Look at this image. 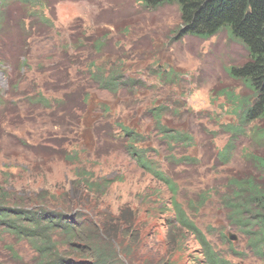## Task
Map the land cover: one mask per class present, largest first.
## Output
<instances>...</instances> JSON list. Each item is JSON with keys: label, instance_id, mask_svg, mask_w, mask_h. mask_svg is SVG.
<instances>
[{"label": "rangeland", "instance_id": "1", "mask_svg": "<svg viewBox=\"0 0 264 264\" xmlns=\"http://www.w3.org/2000/svg\"><path fill=\"white\" fill-rule=\"evenodd\" d=\"M6 9L0 55L6 53V43L15 47L20 61H25L22 53L28 56L23 69L20 62L13 63L9 78L3 75L6 67L0 56V97L19 106L20 117L25 116L19 126L0 119V196L6 205L14 208V202L29 199L31 208L41 197L51 201L39 204L47 209L65 207L63 202L89 220L103 218L133 264H162L172 258L176 264H204L196 239L179 226L173 228L177 242L166 241L172 231L167 225L174 223L170 191L124 149L129 142L119 128L122 124L140 136L135 146L149 148V159L173 180L176 200L214 252L231 264H264V249H254L251 243L258 227L244 226L248 210L243 216L235 212L244 201L236 195L237 184L251 180L264 191V170L258 166L264 160V119L248 124L240 120L253 94L228 74L230 67L247 60L241 43L226 30L208 39L177 35L175 5L151 9L137 0H45L42 20L47 26L34 25L37 19L23 16L21 7ZM36 32L45 34L37 37ZM71 34L91 47L89 58L97 60L104 79L117 58L125 83L114 93L100 88L87 73L81 82L90 98L79 109L63 100L76 85L66 94L55 92L45 71L60 45H70ZM100 38L104 46L98 51ZM17 75L27 82L33 79V84L22 88ZM127 77L136 85L126 84ZM34 93L48 104H37L42 100ZM156 108L161 110L160 124L184 135L185 141L170 143L155 130L156 116L145 112ZM52 109L57 116L62 110L72 112L77 123L73 135L56 146L62 135L57 119H49ZM3 226L0 264H37L30 244Z\"/></svg>", "mask_w": 264, "mask_h": 264}, {"label": "trees", "instance_id": "2", "mask_svg": "<svg viewBox=\"0 0 264 264\" xmlns=\"http://www.w3.org/2000/svg\"><path fill=\"white\" fill-rule=\"evenodd\" d=\"M146 8L156 9L163 5H175L180 19V28L177 35H189L200 39H208L216 35L221 30H226L229 36L242 44L247 51L248 57L242 64L232 66L228 74L235 80L241 81L252 92L254 101L247 103L242 109L240 120L248 124L254 120L264 119V0H137ZM6 5L21 7L29 18L37 19L34 25L41 24L47 26L46 20H42L45 9V0H0V34L5 29L3 20L7 15ZM48 19V18H47ZM17 24V20H14ZM22 24V23H21ZM48 29V27H47ZM48 32V31H47ZM50 37V34H47ZM37 33V37L42 34ZM104 34V33H102ZM101 34V35H102ZM104 36V35H103ZM36 37V38H37ZM104 38V37H103ZM88 39V38H87ZM87 41V40H85ZM89 41V39H88ZM80 43V44H79ZM85 43V44H84ZM87 42L83 39H77L74 34L70 35V45H60V51L55 55L53 61L45 69L50 79V89L66 91L76 85V90L63 95V100L70 107L77 109L83 108L84 104L90 98L89 93L82 86L81 79L89 73V79L98 82L100 88L118 92L119 86L125 83L121 82L124 78L122 73L123 65L116 58L110 66L108 74L104 79L105 72L100 66L90 60L89 55L91 47L86 46ZM93 44V43H92ZM84 45V46H82ZM90 45V44H89ZM66 46V47H64ZM97 50L99 51L102 38L96 41ZM15 47L5 43L1 59L5 61L6 70L4 76L9 78L11 66L15 61L21 63L20 69L27 64V54H21L25 61H20L18 54L14 53ZM20 56V55H19ZM73 70V71H71ZM17 79L22 83V88H29L33 84V79L28 80L24 76H18ZM79 80L76 82L75 80ZM128 85H136V81L127 77ZM27 92H22L23 101ZM35 98L42 101L37 104L47 105L45 97L40 93H34ZM44 100V101H43ZM19 106L11 103L6 97H0V119L6 120L11 125L19 126L22 124L20 113L17 110ZM55 109L50 111L49 119L56 120L61 127L60 139L54 141V145L61 144L65 141L66 135H73V129L77 126L74 121L76 116L66 110H62L60 115H56ZM157 111V112H156ZM152 113L156 116L157 123L155 130L159 131L170 143H181L186 137L178 132L171 133L160 124L161 110L148 109L146 114ZM32 122V121H31ZM76 124V125H74ZM119 128L124 131L125 144L124 149L135 159L144 171L149 173L154 179L162 182L170 191L171 212L174 217V223L171 222L167 228H172L168 232V243L174 244L177 239L174 238V227L180 228L184 235H191L196 239L200 252L202 253V263L204 264H231L219 254L210 248L209 240L205 233L195 224L194 220L185 211L186 209L176 200V185L164 175L157 166L156 161L149 159V148H139L135 146L139 143L140 136L135 134L128 126L119 124ZM264 134V132H263ZM183 140V141H182ZM180 162V160H178ZM258 166L264 170V160L258 161ZM107 182V181H106ZM105 182L99 183L104 186ZM238 185L236 195L242 196L241 208H236V215H244L247 211L249 217H246V225H256L259 230L258 236L252 240L254 249H264V191L260 186L251 180H245ZM39 197V195L37 196ZM245 197V198H244ZM37 201V206L27 208V201H19L12 204L13 207L6 205L5 197L0 196V226L17 239L24 240L37 253V264H133L128 260L129 251L122 248L119 242V236L116 232L108 230L104 226V219L100 221L89 220L84 213L73 212L63 202L65 207L55 209L39 205L40 203L50 204V200L41 198ZM250 204L253 208L250 209ZM35 208V209H34ZM104 216V215H103ZM130 225L129 222H126ZM109 232L113 235L111 236ZM114 233V234H113ZM252 233V232H248ZM116 241V243H114ZM119 248H122L119 252ZM131 249V243L127 244ZM63 250V253L60 252ZM260 252V251H259ZM177 260H167L162 264H176Z\"/></svg>", "mask_w": 264, "mask_h": 264}]
</instances>
